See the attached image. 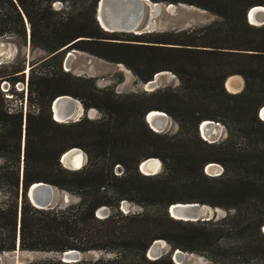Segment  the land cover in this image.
<instances>
[{"label":"trees","instance_id":"trees-1","mask_svg":"<svg viewBox=\"0 0 264 264\" xmlns=\"http://www.w3.org/2000/svg\"><path fill=\"white\" fill-rule=\"evenodd\" d=\"M55 1L63 7L53 8ZM97 1L0 0V37L24 35L26 19L30 46L59 57V63L65 51L75 49L123 64L141 82L169 71L179 84L120 96L98 88L93 77L62 70L34 76L32 64L27 98L36 103V113L13 110L0 92V253L14 251L18 239L21 251L104 254L75 263L48 258L24 264H175L168 256L148 259V247L162 239L173 250L201 252L233 233L264 256V121L257 116L264 105V23L255 26L246 18L248 9L264 6V0H151L193 6L216 19L184 30L142 34L103 30L95 17ZM5 65H0V80L13 85L23 67ZM232 75L243 79L238 93L224 86ZM59 95L72 96L85 111L95 108L102 116L57 122L50 104ZM153 110L169 115L178 132H154L144 119ZM203 120L223 124L226 138L202 140L198 125ZM235 138H243L245 146L238 148ZM71 147L86 154L87 163L79 170L59 162ZM148 157L160 159V173L139 171ZM211 162L222 166L220 176L203 172ZM116 165L122 168L119 175L114 174ZM38 181L75 195L77 201L35 208L26 191ZM192 190L208 197L200 203L231 208L234 214L220 223L170 217L167 207ZM123 200L158 208L123 213ZM222 200L231 203L223 205ZM102 206L111 212L98 218L95 212Z\"/></svg>","mask_w":264,"mask_h":264},{"label":"rangeland","instance_id":"rangeland-1","mask_svg":"<svg viewBox=\"0 0 264 264\" xmlns=\"http://www.w3.org/2000/svg\"><path fill=\"white\" fill-rule=\"evenodd\" d=\"M52 6L55 9H60L63 7V4H59L58 1H55ZM215 19L216 17L213 14L205 10L187 6L185 10L177 16L165 15L159 17L156 25H160L161 29H157L156 31L184 30L191 27L206 25ZM24 22V35H4L0 37V41L5 44L2 51H6L7 54V59L4 62L6 63L5 66L9 67V65H11L20 68L23 67V71L20 72L23 73V75L19 76L13 85L9 84L6 80H0V92H4V95L7 98L6 105L10 106L13 110H21L23 115H25L28 111L36 113L38 110L36 103L34 102V104H30L27 98L29 69L32 66H35L33 69L34 76H49L53 72L62 70L75 76L93 77L95 78L96 86L98 88L109 89L120 96L130 93L150 92L143 89L141 84L142 82L132 73L130 69H128L123 64L108 62L86 52L71 49L69 51H73L74 55L70 60V63L66 66L64 59L61 63H59V57L52 58L50 57L51 55L46 53L44 50L30 46V29L25 19ZM174 26H178L179 29H174ZM66 53L67 52L65 51L64 56ZM178 84V78L173 73L165 71L161 72V74L157 77L156 89L167 86L175 87ZM91 109L92 115L90 114V116H87V112ZM83 116L94 120L100 118L102 114L97 109L90 108ZM167 117L168 123L164 130H162L160 133L174 135L178 132V125L169 115H167ZM217 123L219 124H214L206 131L207 136H203L198 130L199 137L207 143H214L212 141L217 143L224 140L227 135L226 128L220 122ZM186 136L191 137V130H188ZM235 142L238 148L245 146V141H243V138H235ZM161 171L162 168L160 169L159 173ZM121 172L122 168H120L119 165H116L114 167V174L119 175ZM203 172L209 177H218L222 174L223 168L219 163L211 162L204 167ZM178 198H180V200H176L177 202H188L187 200L191 198L193 199V202L197 203H200L199 199H208V197L204 196L203 193L198 190L180 193ZM55 201L56 205L64 207L76 202L77 197L73 194H70L69 192L59 190ZM221 202L223 205L231 203V201L227 200H222ZM128 203V208L131 212L143 210L153 212L158 208L156 205L140 207L132 202ZM200 204L207 207L209 220L211 222L218 221L220 223L226 219V217L232 216L234 214V210L231 208L210 205L207 203ZM107 208L109 209L110 213L111 209L109 207ZM160 241L161 244L159 246L162 256H168L172 259L173 249L165 240L161 239ZM182 252H184L185 256L184 259L178 264H264V256L248 249L246 246H244L242 239L233 233H228L226 236L218 239L216 245L205 251ZM95 253L97 254L91 256L92 260L96 259L98 256L104 255L103 252L96 251ZM54 256L55 254L52 252L17 251L15 249L14 251L0 253V264H24L35 260L55 258Z\"/></svg>","mask_w":264,"mask_h":264},{"label":"water","instance_id":"water-1","mask_svg":"<svg viewBox=\"0 0 264 264\" xmlns=\"http://www.w3.org/2000/svg\"><path fill=\"white\" fill-rule=\"evenodd\" d=\"M60 4V2H59ZM188 5L185 4H173V3H162V2H153L151 0H98L96 4L95 17L100 25V27L107 32H119V33H133V34H142L156 31L157 29H161V26L156 25L158 18L161 16H177L182 13ZM259 7H263L261 5H256ZM253 6V7H256ZM193 7V6H188ZM252 8V7H251ZM250 9L246 12L247 21L255 26H260L264 23V9L263 16L258 23H253V17L249 15ZM26 21V19H25ZM27 22V21H26ZM157 26V27H156ZM181 27V26H180ZM174 29H179L178 26H174ZM30 43V42H29ZM4 43L0 41V65L5 62L7 59L6 51H2L4 48ZM73 51H67L64 56V63L67 66L70 63V60L73 57ZM161 74V72L155 74L153 78L147 82H142L143 89L145 91H154L157 88V77ZM239 76V75H232ZM229 76L224 83L226 90L230 93H238L243 88V79L242 86L236 91H229L230 89V77ZM264 106V105H263ZM261 106L257 111V116L259 119H262V107ZM50 110L53 120L60 123L74 122L78 121L86 111L84 110L82 104L79 100L73 98L69 95H59L56 96L51 104ZM89 110L87 112V116H90ZM157 111V110H156ZM159 111V110H158ZM167 115L165 112L160 111ZM150 112H147L144 116V119L148 126L154 131L157 132L151 125V122H155L153 116H150ZM57 115V117L55 116ZM214 124H219L213 120H203L198 125V130L202 134V127L204 126L206 129H210ZM160 133V132H157ZM203 135V134H202ZM215 142V141H212ZM82 152L84 156V162L79 167H73L71 160L73 154L75 152ZM153 160H157L160 164V168L155 173L146 174L143 171V167L146 164L150 163ZM59 162L62 166L68 170H79L87 163L86 154L84 151L78 147H71L63 152L59 157ZM162 168V163L157 157H148L142 160L138 169L145 175H156L159 173ZM59 189L51 184L38 181L34 182L27 188L26 194L29 199V202L37 209H49L57 206L55 204V199ZM129 203L123 200L119 209L123 213H131L128 208ZM206 207L197 202H176L172 203L167 207V212L170 217L186 221V222H196V221H207L209 220V215L203 208ZM133 213V212H132ZM95 215L98 218H104L109 215V209L106 206H102L98 208L95 212ZM261 230L264 232V223L261 226ZM160 240H155L147 249L146 256L148 259H158L162 256L161 249L158 243ZM16 250L19 251V240L17 239ZM96 251H88V252H80L74 249L66 250L62 253H54L55 258L60 259L63 262L67 263H75L81 260H92L91 256L95 255ZM184 252L180 249L175 248L172 253V260L178 264L184 259ZM99 257V256H98ZM97 257V258H98Z\"/></svg>","mask_w":264,"mask_h":264},{"label":"bare ground","instance_id":"bare-ground-1","mask_svg":"<svg viewBox=\"0 0 264 264\" xmlns=\"http://www.w3.org/2000/svg\"><path fill=\"white\" fill-rule=\"evenodd\" d=\"M263 7H252L250 10L249 15L251 17H253V23H258V21L261 20L262 16H263ZM238 78H236L235 76L230 77V91H236L238 89H236L237 87H239V80L241 79L239 76H237ZM238 79V80H237ZM237 80V81H236ZM90 114L92 115V111L90 112ZM150 116H153L155 119H157L155 122H151L152 127L157 131V132H162V130H164L165 126L168 123V117L167 115H165L164 113L160 112V111H150ZM55 116L57 117V115L55 114ZM262 119L264 120V106L262 107ZM208 129H206L204 126L202 127V134L203 136H207L206 131ZM84 162V156L82 154V152H75L73 154L71 163L73 165V167H79L82 163ZM214 166V165H213ZM160 168V164L157 160H153L150 163L146 164L145 167H143V171L146 174L149 173H155L159 170ZM204 210H206L207 212V207L203 208ZM208 213V212H207ZM159 245L161 244L158 243Z\"/></svg>","mask_w":264,"mask_h":264},{"label":"crops","instance_id":"crops-1","mask_svg":"<svg viewBox=\"0 0 264 264\" xmlns=\"http://www.w3.org/2000/svg\"><path fill=\"white\" fill-rule=\"evenodd\" d=\"M235 77L238 78L237 76H235ZM237 80H238V79H237ZM237 80H236V81H237ZM238 83H239V87H237L236 89H239V88L242 86V80L240 79ZM243 85H244V83H243ZM229 91H230V90H229ZM231 92H232V91H231Z\"/></svg>","mask_w":264,"mask_h":264}]
</instances>
